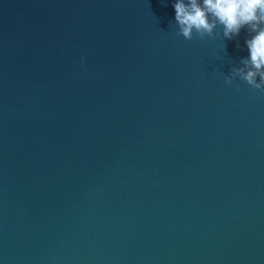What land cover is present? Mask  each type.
<instances>
[{
    "label": "water",
    "instance_id": "water-1",
    "mask_svg": "<svg viewBox=\"0 0 264 264\" xmlns=\"http://www.w3.org/2000/svg\"><path fill=\"white\" fill-rule=\"evenodd\" d=\"M173 20L0 0V264H264V93L225 83L247 33Z\"/></svg>",
    "mask_w": 264,
    "mask_h": 264
},
{
    "label": "clouds",
    "instance_id": "clouds-1",
    "mask_svg": "<svg viewBox=\"0 0 264 264\" xmlns=\"http://www.w3.org/2000/svg\"><path fill=\"white\" fill-rule=\"evenodd\" d=\"M171 7L172 24L185 40L196 35L202 40L236 41L239 48L241 32H246L247 55L225 76V83L241 81L264 93V0H171ZM80 64L86 65V57L81 56Z\"/></svg>",
    "mask_w": 264,
    "mask_h": 264
}]
</instances>
